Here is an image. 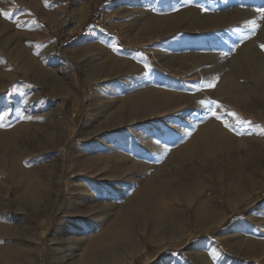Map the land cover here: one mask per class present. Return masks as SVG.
Returning a JSON list of instances; mask_svg holds the SVG:
<instances>
[{
	"label": "rangeland",
	"instance_id": "374dc122",
	"mask_svg": "<svg viewBox=\"0 0 264 264\" xmlns=\"http://www.w3.org/2000/svg\"><path fill=\"white\" fill-rule=\"evenodd\" d=\"M223 1L0 0V115L4 117L0 120V264H56L76 251L74 240L81 254L89 241L79 239L98 235L129 204L130 190L128 194L126 190L131 186L121 183L111 171L108 155L119 158L121 152H136L139 144L149 141L164 145L173 133L176 138L187 136L199 128L195 121L198 108L209 107L207 116L218 114L237 128V139L248 128L264 134V105L256 104L248 114L223 102L216 103L218 109L211 104L213 87L200 81L203 71L191 61L196 58L210 64L226 59L223 46L238 40L235 36L227 40V34L236 26L235 17L245 4L242 0ZM250 2L264 10V0ZM187 7L198 8L197 24L208 15L216 19L218 27L201 34L192 25L194 19H189L164 36L152 38L136 26L147 17H167ZM236 28L239 34L241 28ZM200 39H205L206 47L198 46ZM110 49L119 58L131 57L140 65V76H147L141 85L180 94L172 116L166 113L159 118L154 107L141 103L132 109L128 105L115 109L141 89L135 82L124 87L113 76L97 79L100 72L111 74L103 56ZM126 76L122 77L131 79ZM146 112L154 118L140 121ZM129 115L133 125L106 130L113 119L126 123ZM168 123H174V128L169 129ZM154 128L158 131L151 134L149 130ZM168 130L166 141H161ZM249 142L246 148L252 146ZM246 148L241 147L238 154L243 156ZM91 158L94 162L86 165ZM235 160L238 155L226 157L218 152L216 161H181L182 169L196 172L189 186V202L175 200L165 206L169 223L152 234L148 227L157 223L155 218L144 220L148 225L143 235L137 234L140 251L128 254L124 262L99 249L92 264H197L190 252L201 243L209 245L205 251L215 249L218 264H264L258 255L264 247V232L260 225L249 223L252 214L264 218V183L248 200L219 207L222 222L204 229L196 225L197 210L218 192L234 186L240 170ZM170 162L172 158L166 164L168 169ZM104 166L105 173L111 172L109 184L95 181L102 173L97 167ZM9 174L13 181L7 178ZM119 197L125 200L120 202ZM233 228L259 243L252 241L250 252L245 250L248 244L231 249L223 239ZM116 245L114 251L120 253L124 246Z\"/></svg>",
	"mask_w": 264,
	"mask_h": 264
},
{
	"label": "bare ground",
	"instance_id": "6f19581e",
	"mask_svg": "<svg viewBox=\"0 0 264 264\" xmlns=\"http://www.w3.org/2000/svg\"><path fill=\"white\" fill-rule=\"evenodd\" d=\"M213 1L216 2L217 0H212V2ZM226 1L228 2L229 0H225L222 3L224 4ZM242 2L245 5L240 9L239 15L235 17L236 26L231 30L229 29L230 34H227V40L231 36L237 37L238 40H235L232 44L223 46V49L227 51L225 53H228V58L220 59L219 61L216 60L210 64H207V62H198L196 58L190 60L197 63V66L203 71L200 81L202 83L204 82L206 85H213V101L216 103H228L240 109V112L248 114L253 112L256 104L264 105V48L261 47V45H264V11L257 9L260 5H250L252 4L250 0H242ZM216 6H219V3H217ZM197 7H187V9L184 8L185 10L167 17H147L137 22L136 26L139 31L143 32L146 36L152 38L161 37L171 32L178 25L185 23V20L194 19L195 21L199 12ZM145 14L151 16L147 10H145ZM194 21L192 25H197L201 34L210 32L212 29H215V27H218L216 19L208 15L200 24L198 23L199 25L196 22L197 20ZM238 26L241 28L239 34L237 30L239 28H236ZM198 43L200 48L206 47L207 45L205 39H200ZM231 53L233 54L231 55ZM103 56L106 65L109 66V69L112 68L111 74H108V72H100L101 75L97 79L110 78L113 76L114 80H117L116 82L118 83L121 82L124 87L135 82V86H139L141 89V92L134 98L115 107L117 111L127 105V107L132 109L135 105L141 103L146 107H154V111L160 113L157 114L159 118L166 115V113L171 114L175 112V108L179 105L180 94L178 95V93L176 94L165 88H157L152 85H141L143 81H146L147 76H140L142 74L140 73V65L130 59L131 57L128 59L119 58L116 52L111 49L108 51L104 50ZM124 74L128 75L126 78L131 79H124L125 77H122ZM118 80H120V82ZM122 85L120 87H122ZM208 108L209 107L206 106L205 108L202 107L196 110L197 119L195 121L198 122H196V125H198L199 128H196V131L189 133L187 136L183 135L176 138L173 133L169 136V138H171L169 142L164 145L149 141L144 144H139L141 146L136 152L135 148V150L130 152L127 150L125 154L121 152V157L119 158L115 155H108L107 159L111 158L113 163L111 171L118 174L117 177L121 183L131 186V189L129 188L126 190L127 194L130 190L128 194L129 197H127L128 199L126 198L129 204L125 208L121 207L116 216L109 219L107 227L98 235L79 239V241H89L82 249V253L80 252L81 254L77 253V248L79 247L77 246L78 243L76 244L74 240V244L72 245H74L73 250L76 251H73L70 256H62V258L56 261V264H92V262L96 260L97 256H95V254L99 249L107 250L110 255L117 257L120 262L127 260L128 254L138 253L142 242L139 241L137 234L142 233L141 235H143V230L147 227L146 225H148L144 223V220L147 222L148 218H155L157 223L151 224V226L148 227L150 234H152L155 229H159L161 226H165V224L169 223L168 218L164 216L165 206L167 208V206L174 203L175 200L189 202V197L192 196V191L189 189V186L192 184V178L196 177L194 176L196 172L193 171L189 174L187 170L182 169L180 166L181 161L189 159L197 160L199 163H206L208 160L216 161L218 152L226 157L238 155V160L235 161H237L236 164H238L240 170L234 186L230 188V190L218 192L200 208L198 206L199 209H196L197 212L200 213L196 221L198 228L204 229L222 222L224 218L221 216L219 207L223 208L224 203L227 205H238L248 200L251 195L253 196V193L260 189L261 185L264 183V134H256L254 131L252 132V130L249 131L248 128V131H245L246 133L242 135V138L237 139L235 137L237 135L234 136L237 128L233 129L230 124L225 121L223 122L221 116L218 114L215 116H207L208 112H210L207 110ZM213 109L211 111H213ZM165 110L168 112H164ZM204 114H206L207 117L202 118ZM129 116L126 123H120V121L113 119L112 125L106 128V130H115L120 126L133 125V116ZM216 116H219L220 119H217ZM152 117L153 115L151 113L146 112L139 117V120H149L152 119ZM225 124L229 125L231 130H229V127H225ZM173 125L174 123H168L167 127L172 129ZM175 128L177 127L175 126ZM250 128H252V126H250ZM156 130L158 131V129L154 128L149 130V132L154 134ZM169 132V130L166 132L161 141H166V135L169 134ZM248 141H250L249 143L252 144V146L246 148L247 144L245 143H248ZM4 146L7 147V143H5ZM241 147L246 148V153L243 156L238 154ZM5 156L6 158L9 157L7 153ZM171 158V168L169 167L168 169L166 164H168L167 162L170 161ZM94 160L93 158L87 159L86 165H90ZM9 168L10 167L7 169ZM97 168L99 169L97 171H101L102 173L101 177L99 175L95 181L108 184L110 181L112 182V179H110L112 178L111 172L105 173V171H103L105 166L103 168ZM8 177L13 181L14 178L10 174L7 175V178ZM115 179L116 177H114V180ZM124 200L125 198L123 199V197L119 199L120 202ZM260 220L262 219L258 218L255 214L249 216L250 225H260L262 229L260 231L264 232V218L262 223H260ZM235 229L236 228H233L230 232L228 231V236L223 240L231 249H236L241 247V245L248 244L247 248L245 246V250L250 252V243L254 240L250 239V236L244 231L240 230L235 232ZM141 240H143V238ZM117 242H120L121 245L124 246L120 253L117 249L114 251V245H116ZM254 243L258 244L259 242L257 243V241H254ZM208 246V244L201 243L198 247H192L190 255L197 264H218L217 261L219 260V256L215 252V249L204 250ZM259 252L260 253L257 254L259 256L262 255L264 259V247L261 248Z\"/></svg>",
	"mask_w": 264,
	"mask_h": 264
},
{
	"label": "snow or ice",
	"instance_id": "6c2138e0",
	"mask_svg": "<svg viewBox=\"0 0 264 264\" xmlns=\"http://www.w3.org/2000/svg\"><path fill=\"white\" fill-rule=\"evenodd\" d=\"M262 11H264V10H262ZM261 47L264 48V45H261ZM209 87H213V85H209ZM212 104H216V102L213 101ZM216 106L219 107V105H216ZM213 115L215 116L216 114L213 113ZM231 115H232L233 117H236V114H235V113H231ZM3 118H4V117H3L2 115H0V120H2ZM216 118H217V119H220L219 116H216ZM236 118L238 119V117H236ZM0 126H3V125H0ZM225 127H229V130H231L230 126L227 125V124H225Z\"/></svg>",
	"mask_w": 264,
	"mask_h": 264
}]
</instances>
